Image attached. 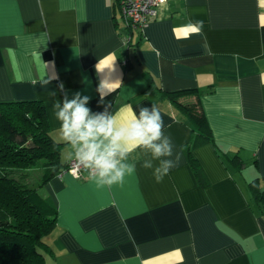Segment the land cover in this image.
Masks as SVG:
<instances>
[{
  "label": "crops",
  "instance_id": "obj_1",
  "mask_svg": "<svg viewBox=\"0 0 264 264\" xmlns=\"http://www.w3.org/2000/svg\"><path fill=\"white\" fill-rule=\"evenodd\" d=\"M116 1L0 0V101L41 100L61 162L74 156L53 102L77 92L93 113L110 104L118 123L155 105L171 159L179 156L159 183L139 149L122 184L99 188L67 171L50 178L38 188L57 211L45 264L137 253L129 264H264V216L248 188L258 178L264 190V0H167L141 29L126 25ZM199 21L202 32L190 34L185 26ZM99 62L113 69L98 72ZM103 79L120 82L101 103ZM182 90L202 92L214 139L191 151L200 183L184 149L194 132L164 93Z\"/></svg>",
  "mask_w": 264,
  "mask_h": 264
},
{
  "label": "trees",
  "instance_id": "obj_2",
  "mask_svg": "<svg viewBox=\"0 0 264 264\" xmlns=\"http://www.w3.org/2000/svg\"><path fill=\"white\" fill-rule=\"evenodd\" d=\"M193 91L164 93L194 132L184 149L200 183V166L191 151L202 144L214 145V139L199 101L202 92L195 91L193 99H186ZM61 145L49 134L41 100L0 101V264H45L44 252L49 248L44 238L55 227L57 211L40 197L38 188L66 169L67 162L60 160ZM234 159L238 166L243 164L237 156ZM38 167L42 173L32 184L29 171ZM248 188L254 206L264 216V190L258 178Z\"/></svg>",
  "mask_w": 264,
  "mask_h": 264
},
{
  "label": "clouds",
  "instance_id": "obj_3",
  "mask_svg": "<svg viewBox=\"0 0 264 264\" xmlns=\"http://www.w3.org/2000/svg\"><path fill=\"white\" fill-rule=\"evenodd\" d=\"M190 34H200L203 22L190 23L185 26ZM111 71L113 65L99 62L97 71ZM120 81L101 80L97 91L104 95L110 93ZM49 83V81H44ZM63 90V85H60ZM55 95V93H51ZM90 98L75 93L72 99L65 94L63 101L53 102V114L60 122L62 140L71 146L77 165L88 172L89 179L97 187H111L122 184L126 176L136 171V165L129 163L130 154L139 149L151 153V158L143 160L142 167L151 169L156 182L177 166L179 156H173L172 138L165 135L164 122L160 110L141 107L138 115L133 112L132 118L125 123H118L115 114L108 112L111 105L105 106L102 113H93L87 107ZM139 259L121 256L113 264H129L130 260Z\"/></svg>",
  "mask_w": 264,
  "mask_h": 264
},
{
  "label": "built area",
  "instance_id": "obj_4",
  "mask_svg": "<svg viewBox=\"0 0 264 264\" xmlns=\"http://www.w3.org/2000/svg\"><path fill=\"white\" fill-rule=\"evenodd\" d=\"M167 0H119V8L125 23L129 26L143 28L146 22L156 15L157 10ZM64 171L69 172L74 178H84L88 172L77 165L74 158L67 162Z\"/></svg>",
  "mask_w": 264,
  "mask_h": 264
},
{
  "label": "rangeland",
  "instance_id": "obj_5",
  "mask_svg": "<svg viewBox=\"0 0 264 264\" xmlns=\"http://www.w3.org/2000/svg\"><path fill=\"white\" fill-rule=\"evenodd\" d=\"M29 173H30V175H29L30 176L29 181L32 184H35L38 181V177L42 173V169L40 167H38V168H32V169H30Z\"/></svg>",
  "mask_w": 264,
  "mask_h": 264
}]
</instances>
